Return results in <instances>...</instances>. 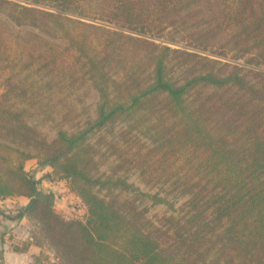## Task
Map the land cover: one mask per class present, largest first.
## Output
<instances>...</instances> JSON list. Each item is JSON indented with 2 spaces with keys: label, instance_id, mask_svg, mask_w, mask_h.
Instances as JSON below:
<instances>
[{
  "label": "trees",
  "instance_id": "trees-1",
  "mask_svg": "<svg viewBox=\"0 0 264 264\" xmlns=\"http://www.w3.org/2000/svg\"><path fill=\"white\" fill-rule=\"evenodd\" d=\"M31 1L52 9L0 0V200L29 199L17 218L36 231L34 264H264V0ZM229 52L249 68L216 56ZM85 85L98 100L81 122L71 94ZM32 158L82 216L39 191ZM131 170L188 196L183 212L152 220L138 200L167 199Z\"/></svg>",
  "mask_w": 264,
  "mask_h": 264
},
{
  "label": "rangeland",
  "instance_id": "rangeland-1",
  "mask_svg": "<svg viewBox=\"0 0 264 264\" xmlns=\"http://www.w3.org/2000/svg\"><path fill=\"white\" fill-rule=\"evenodd\" d=\"M17 3L30 5V6H37L40 8H46V9H52L51 6L48 4H41V3H33L31 0H13ZM7 11L6 6L0 5V17H6L5 12ZM20 32L25 33L28 29V27H18L17 28ZM175 37L177 40L176 42L164 40L166 44H169L173 47H184L186 44L181 39L182 33L177 32L175 30H172L169 28L165 31V37ZM215 55V54H210ZM217 57L221 58L222 60H228V61H236L238 63L244 64L245 67L249 68V66L246 65L244 62V59H233L232 52H229L227 56H219ZM264 70V67H260ZM72 97L74 99H77V107L79 108L81 112V122H84L87 118L94 117L95 115V105L98 100V92L91 86L85 85L83 87H80L76 89L75 92H73ZM120 125L116 127L118 129ZM41 129L43 132L47 134L49 138H53L55 136V129L52 127V125H41ZM99 135V131H95L90 133V139L92 141H96ZM115 163V158L113 156H108L104 162L100 165V170L102 172L110 173L111 167ZM29 173L34 177V179L37 181L38 189L41 193L44 195H50L52 197L51 201L53 202L55 209L61 213L64 217L70 218V217H80L84 214V207L78 202L73 194H69L67 192V189L65 188L64 182H60L62 184H57L59 190H55V192L49 188L41 189L40 183L42 182V179L46 180V183L49 184L50 179L53 178L49 173L50 170L41 169L39 172L37 171L38 165L36 163L35 159H31L28 161L26 165ZM127 177V180L130 183H133V185L141 190L142 192L146 193H155L160 192L162 196L165 195L167 202L152 204V199L148 196H144L140 200H138V203H140L141 206H148V216L154 220L158 221L162 216L169 215V214H177L179 210L183 212L182 208L184 206L185 201L187 200L188 196H179L175 194L174 192H168V190L164 191L163 188H159L157 186H154L153 188H150L149 186H146V184L141 180L139 174L137 171L131 170L128 173L124 174ZM56 181V179L53 178V182ZM166 187V186H165ZM136 192L131 191L130 189L123 193L124 196L128 195H134ZM27 202V199L23 198L21 199H15V198H6L4 200H0V212L3 213V215H0V241L7 240L8 243H18V240L28 241L30 237L33 239V235L35 234L34 226L31 222H29L28 219L23 218H17L18 210L25 206V203ZM83 207V208H82ZM37 240H40L43 242V239L38 236L36 238ZM15 241V242H13ZM37 245V244H36ZM9 246V244H8ZM2 248V246H1ZM37 247L35 245L33 246V251H36ZM38 251V250H37ZM1 264H6V262L2 261Z\"/></svg>",
  "mask_w": 264,
  "mask_h": 264
},
{
  "label": "crops",
  "instance_id": "crops-1",
  "mask_svg": "<svg viewBox=\"0 0 264 264\" xmlns=\"http://www.w3.org/2000/svg\"><path fill=\"white\" fill-rule=\"evenodd\" d=\"M32 159H35V158H32ZM29 160H31V159H29ZM28 161L26 162V165H27ZM36 163H37V160H36ZM37 165H38V163H37ZM26 169H27V167H26ZM41 169L50 170V172H51L50 167H48V166L41 167L38 165L37 171L39 172V170H41ZM49 179H50L49 184L46 183V180L42 179V182L40 183L41 189H45V188L49 189L50 188L52 190V192L53 191L55 192V190H59V189H57L58 188L57 184H62L60 182L63 181L65 186H66L65 188L67 189V192H69V194H73L75 196L76 200L78 202H80V204H82L79 196L69 189L65 180L62 179V180H56L53 182V178L52 179L49 178ZM13 198L21 199V200L23 198H25V199H27V202L29 201V199L27 197H24V196L13 197ZM27 202L25 203V205L27 204ZM84 212H85V207H84ZM18 241H23V240H18ZM13 242H15V241H13ZM28 242H30L29 243V250L26 252H18V251L13 250V243L12 242L8 243L7 240L6 241L5 240L0 241V264L2 261L6 262V264H34L33 259H32V254L38 253L41 250V247L39 245H36V243H34V241H32L31 237L28 240ZM8 244H9V246H8ZM34 245H35V247H37L38 251L37 250L33 251ZM1 246H2V248H1ZM48 253L51 254L50 251H48Z\"/></svg>",
  "mask_w": 264,
  "mask_h": 264
}]
</instances>
